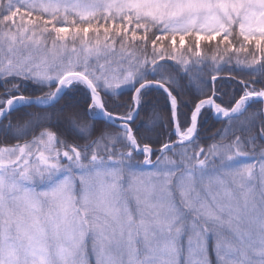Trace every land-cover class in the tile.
<instances>
[{"label": "rangeland", "instance_id": "rangeland-1", "mask_svg": "<svg viewBox=\"0 0 264 264\" xmlns=\"http://www.w3.org/2000/svg\"><path fill=\"white\" fill-rule=\"evenodd\" d=\"M113 21L157 28L172 54L185 58L191 37L263 41L264 0H0V57L9 70L22 67L35 76L55 51V39L84 36L90 23ZM21 48L32 52L18 63ZM99 84L109 91L121 86L118 77ZM189 128L176 133L184 137ZM52 141L44 133L21 147L0 149V264H86L87 236L97 264H211L207 236L194 219L185 222L167 163L130 173L131 201L122 190L121 168L113 164L50 178L37 161L27 162L22 173L5 167L25 152L52 153ZM218 171L183 174L176 180L180 198L208 223L219 264H264V163Z\"/></svg>", "mask_w": 264, "mask_h": 264}, {"label": "trees", "instance_id": "trees-1", "mask_svg": "<svg viewBox=\"0 0 264 264\" xmlns=\"http://www.w3.org/2000/svg\"><path fill=\"white\" fill-rule=\"evenodd\" d=\"M98 23H90L92 29L84 36L78 33L71 39L68 34L55 39V51L42 60L43 65L36 71L42 70L35 76L22 67L9 70L6 57H0V110L9 98L18 95L46 100L62 75L82 72L101 93L108 112L133 118L130 127L134 138L139 147L152 149L154 160L166 144L177 139V129L185 131L192 125L193 112L200 101L213 96L218 105L231 109L246 93L264 90V40L245 42L234 36L199 42L191 37L187 41L191 51L182 58L172 54L168 38L159 37L158 29L149 24L123 27L119 21ZM29 52L32 51L19 49L16 61H25ZM34 58H38L37 54ZM34 58V64L41 61ZM112 77H118L121 86L109 91L99 84L100 78ZM98 114L90 92L81 82L73 83L52 105L15 108L0 123V149L21 147L47 133L53 139V152H25L5 167L22 173L27 162L37 161L43 177L50 178L61 171L74 175L80 168L85 171L97 164H113L121 168L122 190L131 201L126 183L130 173L167 163L173 170L171 189L185 214V222L194 219L199 224L207 236L210 263L219 264L208 223L182 202L176 180L187 172L198 178L215 169L220 172L221 168L264 163V102L253 100L242 113L222 120L213 117L210 106H204L195 138L173 146L147 168L146 155L129 144L128 132ZM211 149L224 152L213 155ZM184 234L183 254L186 230ZM91 243L87 236L86 264H97ZM180 264H185L184 259Z\"/></svg>", "mask_w": 264, "mask_h": 264}, {"label": "water", "instance_id": "water-1", "mask_svg": "<svg viewBox=\"0 0 264 264\" xmlns=\"http://www.w3.org/2000/svg\"><path fill=\"white\" fill-rule=\"evenodd\" d=\"M75 82H81L84 85H86L88 91L91 94L92 102L96 105L98 109L99 118L105 121H108L110 123H113L116 126L126 130L128 132L127 139H128L129 144L132 147H134L136 151L141 152L143 154L148 153L147 150H149V156L152 157L153 155L152 149L150 147H139L134 138L133 131L130 127V122L132 121L133 118H124V117L113 115L112 113L108 112L105 109L101 93L94 86V84L89 79V77L82 72H68L62 75L61 78L58 80L51 97L46 100H42L38 97H27L23 95H18V96L9 98L6 101L3 109L0 111V123L3 120V118H5L12 110H14L15 108L19 106L34 104L40 107H46V106L52 105L53 103L58 101L63 96L65 91L68 89V87H70ZM253 100L264 102V90L261 91L260 93H246V95H244L231 109H226L218 105L215 102L213 96L200 101L194 109L193 116H192L193 121H192V125L189 128L188 134L183 137L180 134L176 133V135L180 137V139L175 140L172 143L166 144L161 149L159 155L154 159L153 162L147 163L146 161H144V165L146 166L153 165L160 159V157L166 151L171 149L173 146L177 144L187 143V142L192 141L197 134L198 120H199V115H200V111L202 107L210 106L212 108L213 117L217 120H222V119H226L228 117L242 113L245 110V108L249 105V103ZM175 110H176V107H175Z\"/></svg>", "mask_w": 264, "mask_h": 264}]
</instances>
